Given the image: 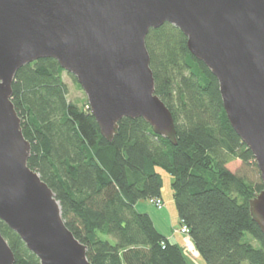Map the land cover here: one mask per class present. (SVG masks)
<instances>
[{
  "label": "trees",
  "instance_id": "trees-1",
  "mask_svg": "<svg viewBox=\"0 0 264 264\" xmlns=\"http://www.w3.org/2000/svg\"><path fill=\"white\" fill-rule=\"evenodd\" d=\"M145 47L155 94L174 120L176 144L141 118L121 119L107 142L88 103L80 107L67 100L58 62L40 59L19 68L11 84V101L31 148L27 166L53 191L65 226L92 264H189L183 249L135 208L139 200L161 199L157 168L171 176L177 217L206 264H264V235L248 203L262 182L226 168L237 159L256 164L229 125L215 76L171 24L150 29ZM0 234L14 264H39L1 221Z\"/></svg>",
  "mask_w": 264,
  "mask_h": 264
},
{
  "label": "water",
  "instance_id": "water-1",
  "mask_svg": "<svg viewBox=\"0 0 264 264\" xmlns=\"http://www.w3.org/2000/svg\"><path fill=\"white\" fill-rule=\"evenodd\" d=\"M167 23L215 76L229 125L252 153L262 188L249 213L264 235V0H0V221L39 264L92 263L53 191L27 166L31 148L11 101L15 73L52 58L74 76L107 142L121 119L141 118L175 145L145 47L148 31ZM14 262L0 234V264Z\"/></svg>",
  "mask_w": 264,
  "mask_h": 264
},
{
  "label": "rangeland",
  "instance_id": "rangeland-1",
  "mask_svg": "<svg viewBox=\"0 0 264 264\" xmlns=\"http://www.w3.org/2000/svg\"><path fill=\"white\" fill-rule=\"evenodd\" d=\"M62 80L67 85V100L71 103H76L78 106L83 107L86 103V95L80 88L77 87L76 83L72 81L71 76L67 72H63ZM228 168L233 173L244 177L247 181L253 183H259V171L256 167L251 165H243L240 160H234L227 164ZM161 176V191L160 196L162 199V207L158 209L152 206L146 199L139 200L135 208L136 210L143 214H147L153 221V225L158 230L160 234L169 238L171 243L178 244V246L183 249L185 258L188 260L189 264H206L202 258L198 256L195 258L193 256V248L191 247L190 238H186L180 233L181 224L179 217H177L176 206H174L171 181L172 178L169 174L165 173L163 170L156 169ZM249 237H245L243 242H246ZM256 247L257 245L253 243Z\"/></svg>",
  "mask_w": 264,
  "mask_h": 264
},
{
  "label": "built area",
  "instance_id": "built-area-1",
  "mask_svg": "<svg viewBox=\"0 0 264 264\" xmlns=\"http://www.w3.org/2000/svg\"><path fill=\"white\" fill-rule=\"evenodd\" d=\"M148 202L150 204H152V206L157 207L158 209L163 208L162 205V200L160 198L157 197H153L152 199H148ZM181 229H180V233L183 234L186 238H189L188 233H189V229L188 227H185L184 225H181Z\"/></svg>",
  "mask_w": 264,
  "mask_h": 264
},
{
  "label": "crops",
  "instance_id": "crops-1",
  "mask_svg": "<svg viewBox=\"0 0 264 264\" xmlns=\"http://www.w3.org/2000/svg\"><path fill=\"white\" fill-rule=\"evenodd\" d=\"M162 200V199H161ZM165 237V236H164ZM191 247L193 248V245L191 244ZM193 250H195V248H193ZM193 256L195 257V258H198V254H197V252L196 251H194L193 252Z\"/></svg>",
  "mask_w": 264,
  "mask_h": 264
}]
</instances>
